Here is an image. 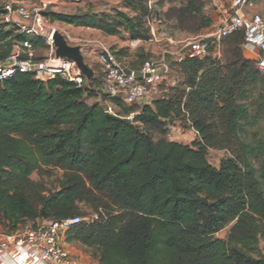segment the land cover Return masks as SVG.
Returning <instances> with one entry per match:
<instances>
[{"label":"trees","instance_id":"trees-1","mask_svg":"<svg viewBox=\"0 0 264 264\" xmlns=\"http://www.w3.org/2000/svg\"><path fill=\"white\" fill-rule=\"evenodd\" d=\"M148 1L45 17L147 42ZM196 3H183L179 17H198L204 26ZM25 41L36 60L45 58L44 41L0 31V61L13 42ZM242 42V32L225 39L223 61L170 62L178 80L137 108L101 97L97 78L81 87L21 73L0 81V222L6 231L84 217L80 205H86L97 219L71 228L66 243L95 251L98 264H264L258 247L264 240V135L250 134L264 122V75L244 58ZM112 52L133 72L151 57L138 50L139 61L126 64L122 52ZM91 97L97 102L89 105ZM108 104L118 117L136 113L131 125L107 116ZM175 121L195 132L191 144L167 139ZM209 149L226 152L217 168L207 160ZM51 168L62 171L63 180L45 194L30 178ZM227 227L225 239L216 237Z\"/></svg>","mask_w":264,"mask_h":264},{"label":"built area","instance_id":"built-area-1","mask_svg":"<svg viewBox=\"0 0 264 264\" xmlns=\"http://www.w3.org/2000/svg\"><path fill=\"white\" fill-rule=\"evenodd\" d=\"M249 0H233V12L224 18L215 33L198 36L185 42L175 53L165 49L159 60H149L142 64L138 79L133 71L128 75L115 54L102 42L94 41V55L100 66L102 78L99 91L107 98H118L126 105L135 103L149 104L154 97L163 95L161 89L168 84L170 62L166 56H173L175 63L186 59L202 61L206 58L220 61L221 44L228 37L238 32L243 33L241 49L256 56V67L264 75V12L248 16L242 8ZM50 7L46 2L27 8L11 1L0 4V31H10L29 39L44 41L49 50L42 60H36V50L29 41L13 42L8 57L0 61V81L16 73L29 74L35 80L45 82L56 77L81 87L86 79L76 65L66 59L55 56L52 36L56 32L45 17L44 12ZM150 41L155 36V27L160 24L153 17L152 3L148 1ZM148 75L147 77H145ZM111 113V108L108 111ZM136 113L131 114L129 119ZM94 217H72L60 221H45L32 226L26 223L16 230L0 234V262L9 264H79L66 243V234L80 223H93Z\"/></svg>","mask_w":264,"mask_h":264},{"label":"rangeland","instance_id":"rangeland-1","mask_svg":"<svg viewBox=\"0 0 264 264\" xmlns=\"http://www.w3.org/2000/svg\"><path fill=\"white\" fill-rule=\"evenodd\" d=\"M121 1L122 0H76L73 5L64 7L59 4L55 7H58V13L63 14H76V13H85L87 11H100L102 9L109 10L110 8H119L121 10ZM187 0H151L154 13H156L157 19L160 22L159 25L155 27V36L159 42H153L156 54L152 55L148 60H159L162 56V52L165 49H170L172 52L178 51L181 46L189 41L193 40L198 36H209L216 32L221 21L230 15L233 8V0H198L196 6H202V13L205 19L206 25L201 26V21L197 17L189 18L188 15L179 17V9L182 8L183 3H186ZM242 11L251 16L257 13L264 12V0H249V2L242 8ZM55 30L61 33L65 38L66 36L74 37L75 39L80 40V47L82 49L84 61L88 67L94 72L98 80L102 78L100 75V66L97 62V58L91 52V47L93 44L92 41L102 42L109 49L116 53L122 52L118 55L121 62H138V50L128 46L130 41L126 35L123 38L110 39L109 42H106L102 37L86 36L84 31H80L72 35L68 32L60 23H51L50 24ZM91 42H83V41ZM168 40H172L173 44H169ZM165 47V49H163ZM151 46L149 47V49ZM163 49V50H162ZM125 51V52H124ZM225 51V40L221 44V58L220 61H223ZM146 60V61H148ZM165 60L168 62L175 63L173 56H166ZM145 61V62H146ZM178 80L179 75L175 72V68L170 69L169 77ZM170 80V79H168ZM87 104H92L97 102V99L94 97L85 99ZM107 106L112 107L110 104ZM134 107H138L135 103ZM118 112L117 109L111 110V113ZM131 119V118H130ZM257 132L260 136L264 135V122H261L259 126L252 127L250 129V134ZM166 137L169 141H173L183 145H189L197 135L189 127V124L184 123L183 121H175L171 126L168 127L166 132ZM226 156V152L222 150L209 149L207 152V160L213 167H218L220 161ZM31 181L37 185V189L43 187L47 194L48 192H55L59 189L60 183L63 180V172L58 169H43L41 172L34 173L31 176ZM80 208L84 212V217H94L96 216L95 211L92 207L86 205H80ZM34 226L33 223H30ZM42 224V223H40ZM7 229L0 222V234L6 233ZM229 232V227L220 231L216 237L220 239H225ZM259 256L264 258V240H260L259 244ZM70 250L73 255L76 257V260L79 264H97L96 252L93 250H88L80 245L72 244L70 245Z\"/></svg>","mask_w":264,"mask_h":264},{"label":"crops","instance_id":"crops-1","mask_svg":"<svg viewBox=\"0 0 264 264\" xmlns=\"http://www.w3.org/2000/svg\"><path fill=\"white\" fill-rule=\"evenodd\" d=\"M7 1H11L13 3L25 6L27 8L35 7V6L39 5L41 2H46L47 4L50 5L51 12H56L57 11L58 7H55V6L58 5V4L60 6L67 7V6L73 5L76 2V0H0V4H2L4 2H7ZM62 25L65 26V29L68 32L72 33V35H74L76 33H79L80 31H84L86 36H88V37L89 36H93L94 38L102 37V39L105 40L106 42H109L110 39H112V38L116 39V37L104 36L101 32H99L97 30L72 27V26H68V25H65V24H62ZM66 40L68 41V44L71 45V46H80V40L79 39H75L74 37L72 38V37L67 35L66 36ZM83 42H91V41L85 40ZM92 42H93L92 43L93 45L90 46V47H91L92 54H94V47L95 46H94V41H92ZM153 42H159V41L156 38L153 41L148 40L147 42L133 41V42H130V44H128L127 47L131 46L132 48H136L137 50H143L146 53H150V55L152 56V55L156 54L155 50H157V48L154 47L155 45L152 44ZM168 42H169V44H173L172 40H168ZM150 46H151V48L149 49ZM163 49H165V47ZM242 53H243V56H244L245 59H248V60H251V61H256V56H255L254 53H249V52L243 51V50H242ZM42 56L46 57L47 53H43ZM128 63L129 62H126V64H128ZM100 72H101V69H100ZM100 75L102 76V73H100ZM93 78H97L95 76L94 72H93ZM98 81L100 83L101 79L98 80ZM174 83L175 82L173 81V79L168 81V84L170 86H173ZM137 104H142V103H137ZM0 264H9V263L5 260V261L0 262Z\"/></svg>","mask_w":264,"mask_h":264},{"label":"water","instance_id":"water-1","mask_svg":"<svg viewBox=\"0 0 264 264\" xmlns=\"http://www.w3.org/2000/svg\"><path fill=\"white\" fill-rule=\"evenodd\" d=\"M49 12H51L50 7L44 12V15H47ZM52 42L55 49V56L57 58L66 59L73 62L86 79L88 85L91 86L93 79V71L85 63L81 47L69 45L66 38L57 31L52 36ZM123 71L128 75L131 74V71L124 67ZM133 75L138 79L142 78L141 73L138 71H134ZM147 76L148 75H146L145 77ZM99 93L101 97H103V93L101 91H99ZM107 116H109L113 120L119 121L126 125H131L132 123L131 119L118 117L110 112H107Z\"/></svg>","mask_w":264,"mask_h":264}]
</instances>
